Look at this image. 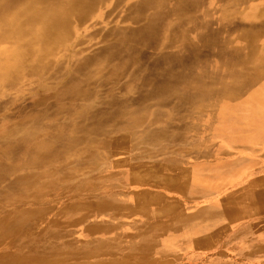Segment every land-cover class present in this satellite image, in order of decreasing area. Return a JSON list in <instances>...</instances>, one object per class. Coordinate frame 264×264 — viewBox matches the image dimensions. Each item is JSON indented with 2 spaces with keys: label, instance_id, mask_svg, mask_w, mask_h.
<instances>
[{
  "label": "rangeland",
  "instance_id": "obj_1",
  "mask_svg": "<svg viewBox=\"0 0 264 264\" xmlns=\"http://www.w3.org/2000/svg\"><path fill=\"white\" fill-rule=\"evenodd\" d=\"M8 1L0 264H122L113 217L132 173L168 178L150 185L183 196L202 188L203 164L216 160L237 180L223 204L261 216L264 106L253 99L264 76L243 56L250 40L235 47L233 36L246 27L264 39V0ZM24 26L48 40L6 73L14 50L36 40L12 34Z\"/></svg>",
  "mask_w": 264,
  "mask_h": 264
},
{
  "label": "crops",
  "instance_id": "obj_2",
  "mask_svg": "<svg viewBox=\"0 0 264 264\" xmlns=\"http://www.w3.org/2000/svg\"><path fill=\"white\" fill-rule=\"evenodd\" d=\"M203 165L202 188L187 190L183 196L150 185L159 187L158 182L168 178L132 173L131 183L122 184V202L113 217L120 240L115 260L122 264H264V210L256 212L259 217L244 210L249 208L240 211L237 203L223 204L224 197L237 196L235 175L216 170V160Z\"/></svg>",
  "mask_w": 264,
  "mask_h": 264
},
{
  "label": "bare ground",
  "instance_id": "obj_3",
  "mask_svg": "<svg viewBox=\"0 0 264 264\" xmlns=\"http://www.w3.org/2000/svg\"><path fill=\"white\" fill-rule=\"evenodd\" d=\"M6 1V0H5ZM8 1V0H7ZM33 1V0H32ZM39 1V0H38ZM55 1V0H54ZM9 2V1H8ZM7 2V3H8ZM10 2H12V1H10ZM9 2V3H10ZM15 2V1H14ZM20 2V1H19ZM31 2V1H30ZM52 2H53V0H52ZM56 2V1H55ZM261 2V1H260ZM260 2H259V4H260ZM33 3V2H32ZM35 4L37 3L38 4V2H34ZM49 3V2H48ZM54 3V2H53ZM77 3V2H76ZM263 3V2H262ZM15 5H16V3H14ZM31 4V3H30ZM56 4V3H55ZM74 5H75V3H73ZM84 4V3H83ZM88 4V3H87ZM258 4V3H257ZM4 5V4H3ZM2 5V6H3ZM18 5H19V3H18ZM50 5H51V3H50ZM30 6H32V4L30 5ZM40 6V5H39ZM19 7V6H18ZM44 7H45V5H44ZM48 7H49V5H48ZM74 7V6H73ZM159 7V6H158ZM46 8V7H45ZM75 8H76V5H75ZM160 8H161V6H160ZM254 7H252V9H253ZM256 8V7H255ZM28 9V8H27ZM30 9V8H29ZM49 9V8H48ZM244 9V8H243ZM12 10H14V9H12ZM50 10V9H49ZM80 10H82V9H80ZM151 10V9H150ZM253 10H255V9H253ZM35 11H37V10H35ZM40 11V10H39ZM67 11V10H66ZM152 11V10H151ZM154 11H156V10H154ZM239 10H237V12H238ZM262 10H260V12H261ZM80 12V11H79ZM149 12V11H148ZM11 13V12H10ZM36 13V12H35ZM35 13H34V15H35ZM40 13H42V9H41V12ZM44 13V12H43ZM234 13V12H233ZM30 14V13H29ZM38 14H39V12H38ZM148 14V13H147ZM5 15H6V13H5ZM26 15V14H25ZM31 15L32 14H30V16L29 17H31ZM9 16V15H8ZM27 16V15H26ZM33 16V15H32ZM80 16V15H79ZM228 16V15H227ZM236 16H237V14H236ZM239 17H240V15H238ZM249 16V15H248ZM3 17V16H2ZM7 18V17H6ZM13 18H17V16H14ZM34 18V17H33ZM23 19V18H22ZM28 19V18H27ZM4 20L5 19H3L2 21L4 22ZM35 20V19H34ZM146 20V19H145ZM226 20V19H225ZM236 20V19H235ZM241 20V19H240ZM232 21V20H231ZM231 21H229V22H231ZM20 22V21H19ZM145 22V21H144ZM242 22V21H241ZM240 22V23H241ZM26 23V22H25ZM243 23V22H242ZM248 23V22H247ZM27 24V23H26ZM46 24V23H45ZM45 24H44V27H42L43 28V30H44V28H45ZM234 24V23H233ZM237 24V23H236ZM3 25H6V24H3ZM10 25H12V24H10ZM230 25V24H229ZM258 25V24H257ZM9 26V25H8ZM34 26V25H33ZM7 27V26H6ZM248 27V26H247ZM250 27V26H249ZM252 27V26H251ZM42 28H41V30H42ZM239 28V27H238ZM241 29H242V26L240 27ZM246 28V27H245ZM242 29V30H239L238 32H236L235 34H236V36H233V40H234V45H235V47H237L238 45H240L242 42H246L247 43V41L248 40H250V43H251V50L250 51H248V52H246L244 55L242 54V53H239L240 55H243V56H248L249 58H253L254 60H253V64H254V62H256V64H257V66H256V68H258V71L260 72V74H262L263 76H264V44L262 43V42H264V39L263 40H261V42H259L258 40H255L256 39V35H257V32H256V30H254V29ZM48 29V28H47ZM234 30V29H233ZM238 30V29H237ZM261 30V29H260ZM28 32V34L27 35H30V37L32 36V35H34L35 34V38H36V40L35 41H33L31 38H28V39H26L24 42H23V44H22V46L19 48V47H17L15 50H14V53H12V56H13V59L9 62V64L7 65V64H3V65H1L2 66V68L4 69V71L6 72V73H9L10 74V71L12 72V70L13 69H15V67H17V65H18V61H19V59L20 58H22V56L28 51V50H30V49H38V50H41L42 48H41V45H42V40H43V38H44V41H45V37H47V35H48V33L47 32H42V31H38V32H31L30 31V28L29 27H20L19 29H17V31H15V33H12V34H14V35H20V34H22V33H25V32ZM231 31H232V29H231ZM236 31V30H235ZM264 32V31H263ZM230 34V33H229ZM228 34V35H229ZM256 34V35H255ZM259 34V33H258ZM227 35V36H228ZM231 35V34H230ZM229 35V36H230ZM234 35V34H233ZM223 37V36H222ZM264 37V36H263ZM51 38V37H50ZM49 38V39H50ZM257 38H259V36L257 37ZM261 38V37H260ZM38 39V40H37ZM52 39V38H51ZM46 40H48V39H46ZM254 41H256L257 42V44L254 42ZM59 42H60V40H59ZM224 43V42H223ZM48 44V43H47ZM43 45H45V44H43ZM50 45V44H49ZM222 45H224V44H222ZM227 45V44H226ZM244 45H245V43H244ZM241 46V45H240ZM41 48V49H40ZM229 48V47H228ZM244 49V48H243ZM235 50V49H234ZM242 50V49H241ZM247 50V49H246ZM235 51H238V50H235ZM252 51V52H251ZM233 52V51H232ZM239 52V51H238ZM243 52V51H242ZM30 54V53H29ZM244 57V58H245ZM29 58V57H28ZM241 58V57H240ZM80 62V61H79ZM215 63V62H214ZM243 63H244V61H243ZM31 65V64H30ZM213 65V64H212ZM25 66H27V65H25ZM243 66V65H242ZM22 67V66H21ZM32 67H34V66H32ZM214 67V66H213ZM238 67H240V65L238 66ZM237 67V68H238ZM23 69H24V67H23ZM29 69H31V68H29ZM33 69V68H32ZM19 71V70H18ZM199 71V70H198ZM42 72V71H41ZM203 72V71H202ZM134 76V75H133ZM14 78V77H13ZM263 78V80H264V77H262ZM119 83V82H118ZM58 85V84H57ZM256 92V91H255ZM255 92H253L252 94H254ZM258 92V91H257ZM252 94L250 95V96H252ZM258 94H261L263 97H260L259 98V100H257V99H253V101L254 102H256V103H259L261 106H264V94H262V93H258ZM257 96V95H256ZM260 96V95H259ZM223 97H228V96H226V95H224L223 94ZM253 98V97H252ZM226 99V98H225ZM78 101V100H77ZM19 124V123H18ZM159 124V123H158ZM45 127V126H44ZM43 127V128H44ZM42 133V132H41ZM207 137V136H206ZM6 139V138H5ZM13 139V138H12ZM258 141V140H257ZM76 155V154H75ZM17 172V171H16ZM192 198V197H191ZM1 204V203H0ZM247 223V222H246ZM200 239H202V238H200ZM169 241V240H168ZM7 246V245H6ZM4 248V247H3ZM7 249V248H6ZM9 249V248H8ZM2 250V249H1ZM212 252V251H211ZM100 256H101V254H100Z\"/></svg>",
  "mask_w": 264,
  "mask_h": 264
}]
</instances>
